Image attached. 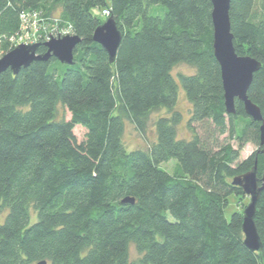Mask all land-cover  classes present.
Here are the masks:
<instances>
[{
	"label": "trees",
	"instance_id": "trees-1",
	"mask_svg": "<svg viewBox=\"0 0 264 264\" xmlns=\"http://www.w3.org/2000/svg\"><path fill=\"white\" fill-rule=\"evenodd\" d=\"M212 12L211 0H0L4 56L28 13L81 39L72 64L52 56L0 74V264H264V190L259 252L244 244V213L228 220L225 211L230 197L246 198L236 177L257 167L264 187V0L230 9L237 55L262 66L248 92L260 121L237 99L227 112ZM109 18L122 33L114 63L94 40ZM39 39L41 56L44 32ZM180 64L194 74L175 76ZM181 91L190 139L177 131ZM60 107L69 116L58 117ZM164 109L156 141L127 149L125 121L143 135ZM248 145L257 149L241 160ZM173 160V172L162 167Z\"/></svg>",
	"mask_w": 264,
	"mask_h": 264
},
{
	"label": "water",
	"instance_id": "water-1",
	"mask_svg": "<svg viewBox=\"0 0 264 264\" xmlns=\"http://www.w3.org/2000/svg\"><path fill=\"white\" fill-rule=\"evenodd\" d=\"M211 2H213L214 51L220 68H222L227 112L229 114H236L237 99L244 102L245 111L249 116L256 121H260L262 119V112L256 104L249 100L248 92L254 79V74L262 66L255 58L238 56L236 53L230 23L232 0H211ZM94 40L100 43L105 51H108L110 62L114 63L118 48L122 42V33L117 26V22L113 18H109L102 26L97 28ZM80 43L81 39L74 34L73 36H64L62 38H51L50 41L46 42L47 53L41 56L36 54L39 44L20 45L0 59V74L11 69L16 75L22 68H29L33 62L48 61L52 56L56 57L61 63L72 64L74 49ZM262 132L261 143L264 145V128ZM262 181L264 182V178ZM234 184L243 188L245 196L251 199L243 214L242 231L245 235L244 244L247 249L259 252L263 243H261L255 217L257 203L264 187H259L257 167L241 177H236ZM125 202L134 203V200L126 199ZM39 264H46V262H40Z\"/></svg>",
	"mask_w": 264,
	"mask_h": 264
},
{
	"label": "rangeland",
	"instance_id": "rangeland-1",
	"mask_svg": "<svg viewBox=\"0 0 264 264\" xmlns=\"http://www.w3.org/2000/svg\"><path fill=\"white\" fill-rule=\"evenodd\" d=\"M95 12H99V11L95 10ZM60 13H61V11H60V9H58L57 11H55L53 13V15L51 17L52 18H54V17L58 18L60 16ZM48 17H49L48 19L51 18L49 15H48ZM42 18L44 19L45 17H42ZM42 18H39L38 20H36L34 25L37 27L38 32H44V34H45V32L49 30L52 23H50L51 21L48 22L47 20H45V19L43 20ZM33 29L34 28H32V29L28 28V30L26 29L25 30L26 34H24V35L28 36L29 33L33 34L31 37H32V40L35 39V45H38V44L40 45V40L37 37L35 38V36H34L35 34L33 32H30V30H33ZM48 33H49V31H48ZM173 70H174L173 74L175 76L185 75V74H194V72H195L194 69H192L191 67H189L186 64L185 65H183V64L177 65L174 67ZM177 103L178 104H177L176 110L179 111L181 114H183V120L181 121V123L178 124L179 125L178 130H177L178 136L182 139H190L193 137V135H192V132L189 131V129H188L187 121L191 115L190 111H191L192 105L190 102H188L183 91H181L180 98H179V101ZM65 114H66L65 109L60 107L58 117H64ZM67 115L68 114H66V116ZM151 115L152 116H151L150 121L147 125L148 126L147 130L145 133H143V135L137 130L136 127H134V125L132 123H130L128 120L125 121L126 129H125V133L123 135V139H124V142H125L127 149H129V150L143 149L144 150L150 144H152L156 141L157 137H156V126H155V124L160 117H165L169 114L167 113V110L164 109V110L154 111V113H152ZM75 130H76L75 133H76L78 138H82L83 135L85 134V130L80 128V127H77ZM199 131H201V130L199 129ZM256 149H257V146H253V145L246 146V148H244V150L241 152V155H242L241 160H244L247 157H249ZM175 163H176V161L173 160L167 164L162 165V167L165 170H169L170 172H173V170H174L173 167H174ZM230 200H231L230 205L225 210L228 220L231 219L235 210H240L244 213V211H245L244 209L251 202V199H249L248 196H246V198L244 200H242L243 203H240V204H239V200L236 198V196L230 197ZM138 256H139V254L137 253L136 249H134V247H131L130 258L132 260H136L138 258Z\"/></svg>",
	"mask_w": 264,
	"mask_h": 264
},
{
	"label": "built area",
	"instance_id": "built-area-1",
	"mask_svg": "<svg viewBox=\"0 0 264 264\" xmlns=\"http://www.w3.org/2000/svg\"><path fill=\"white\" fill-rule=\"evenodd\" d=\"M103 16H108L109 15V10L106 9L105 11H103ZM22 18L25 21V24L23 25V28H21V31L19 32L20 34L18 35V37H16V39L14 40V47L17 48L20 45H35V39L32 40V35L31 33H29L28 36H25V30L28 28L33 30H30V32H33L35 35V38L37 37L39 39L40 33L43 32H38L37 27L34 25V23L36 22V20H38L39 18H42V14H26L23 15ZM43 19V18H42ZM44 20V19H43ZM45 24V23H44ZM35 26V27H34ZM45 30V29H44ZM46 31V30H45ZM49 31V33H48ZM45 32L46 35V39L47 42L51 40V38H62L64 36H73L72 30L69 27H56L55 29H52L51 26L49 28V30ZM40 40V39H39ZM4 57V54H0V59Z\"/></svg>",
	"mask_w": 264,
	"mask_h": 264
}]
</instances>
